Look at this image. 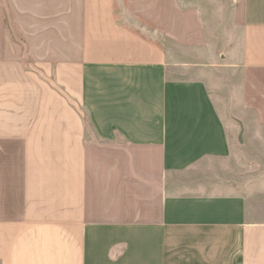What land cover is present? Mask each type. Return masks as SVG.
Segmentation results:
<instances>
[{
    "label": "crops",
    "instance_id": "crops-1",
    "mask_svg": "<svg viewBox=\"0 0 264 264\" xmlns=\"http://www.w3.org/2000/svg\"><path fill=\"white\" fill-rule=\"evenodd\" d=\"M242 142L264 0H0V264H264Z\"/></svg>",
    "mask_w": 264,
    "mask_h": 264
},
{
    "label": "rangeland",
    "instance_id": "rangeland-1",
    "mask_svg": "<svg viewBox=\"0 0 264 264\" xmlns=\"http://www.w3.org/2000/svg\"><path fill=\"white\" fill-rule=\"evenodd\" d=\"M22 4L25 5V2H22ZM19 19H20V24H21V22L25 23V21H26L25 15H22L21 13H20ZM5 23H6V26L7 27H10V25H11L10 24V18L7 17V16L5 17ZM24 39L25 38H23L21 35L19 36V40L20 41H22ZM25 67L26 68H30L27 65H25ZM241 148L243 149L244 154L245 153H248L249 154V157L247 158V161L245 162L246 167H247V165L249 166V164L251 163V165H253L254 168L257 169V171H261V173H262L261 175L264 176V144L263 145L262 144H260V145H250V144H247V143H243L242 142ZM250 154H253V155H256L257 154L258 155V158L260 160H258V161L257 160H252L251 161L250 158H252L253 156L250 157L251 156ZM253 174H255V172L250 173L248 175H253Z\"/></svg>",
    "mask_w": 264,
    "mask_h": 264
}]
</instances>
